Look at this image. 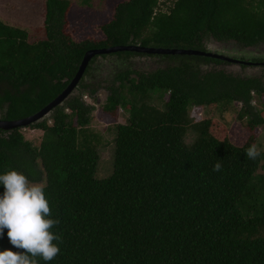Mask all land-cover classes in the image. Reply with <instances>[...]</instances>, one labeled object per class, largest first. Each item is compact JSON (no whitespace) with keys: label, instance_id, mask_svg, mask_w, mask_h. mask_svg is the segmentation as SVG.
Returning a JSON list of instances; mask_svg holds the SVG:
<instances>
[{"label":"trees","instance_id":"16d2710c","mask_svg":"<svg viewBox=\"0 0 264 264\" xmlns=\"http://www.w3.org/2000/svg\"><path fill=\"white\" fill-rule=\"evenodd\" d=\"M160 4L120 1L100 27L102 38L74 34L70 0H45L35 40L0 18L1 119L46 106L90 49L229 42L237 58L261 62L233 71L203 55L97 54L49 119L26 126L43 131L39 144L25 138L26 127L0 129V174L17 170L42 183L49 218L60 221L51 230L61 236L54 241L59 255L37 257L38 264H264V151L255 161L246 156L264 125V55H257L264 0H174L167 10ZM101 86L108 91L102 110L116 128L113 170L103 178L102 135L90 129L94 106L84 99ZM120 110L129 114L125 123L117 122ZM226 112L245 123L249 136L241 145L218 119ZM218 161L221 170L214 171ZM5 249L17 251L7 229L0 237Z\"/></svg>","mask_w":264,"mask_h":264},{"label":"rangeland","instance_id":"374dc122","mask_svg":"<svg viewBox=\"0 0 264 264\" xmlns=\"http://www.w3.org/2000/svg\"><path fill=\"white\" fill-rule=\"evenodd\" d=\"M120 1L123 0H70V15L74 34L77 35L79 39H86L89 36L93 38L104 37L100 27L112 19L115 7ZM173 1L174 0H160V7L163 10H167L168 6L171 5ZM44 16L45 0H0V18L6 20L10 24H14V26L24 27L28 30L29 36L33 40L40 36L42 33L41 30L43 31ZM209 43L215 44L214 41ZM222 45L230 47L233 44L230 45L229 42H225ZM257 53L258 57L264 55V46L257 49ZM219 67L233 71L242 70V67H237V64L232 65L230 63H222ZM245 72L247 74L254 73L261 75L262 70L261 68H245ZM107 95L108 91L101 86L95 93V97H92L88 92L85 93L84 96V99L94 106L92 121L89 125L90 129L102 135L101 142H99V153L101 156L97 173L99 178L109 176L113 170L114 137L116 135V128L115 125H113L114 122H110L107 119L109 116L102 110ZM168 97L169 96L166 94L165 99H168ZM254 100H256V105L258 106V100ZM216 111L217 110H215V112ZM119 112L120 116L117 122L125 123L129 114L124 110H120ZM207 113V109L205 111L200 109L199 111V115L201 116H205ZM46 117L49 119L48 115ZM218 119L228 126L229 136L234 143L241 145L247 140L249 132L246 130L245 123L237 118L236 113L226 112L223 117L219 115ZM257 129V135L259 137L258 147L264 151V125H260ZM22 131L25 138L32 141L35 145L39 144L43 136V131L40 129L26 127L23 128ZM188 140H191L190 136H188ZM260 171L264 172V167L260 169Z\"/></svg>","mask_w":264,"mask_h":264},{"label":"clouds","instance_id":"9594fccd","mask_svg":"<svg viewBox=\"0 0 264 264\" xmlns=\"http://www.w3.org/2000/svg\"><path fill=\"white\" fill-rule=\"evenodd\" d=\"M262 150L254 143L246 150L248 159L255 161ZM221 170L218 161L213 168ZM0 237L7 229L9 243L17 249L0 251V264H38L37 257L48 262L60 253L61 236L51 230L60 223L52 215L42 183H31L28 177L17 170L0 174Z\"/></svg>","mask_w":264,"mask_h":264},{"label":"water","instance_id":"95a60500","mask_svg":"<svg viewBox=\"0 0 264 264\" xmlns=\"http://www.w3.org/2000/svg\"><path fill=\"white\" fill-rule=\"evenodd\" d=\"M136 51L144 53H159V54H186V55H203L208 57H215L221 60H226L228 62H234L239 65L246 64H259L261 62L247 61L240 58L231 57L224 53L214 52L209 49H197V48H184V47H155V46H145L142 44H126V45H114L109 47L95 48L86 51L79 69L69 84L65 89L59 93L52 101H50L46 106L41 108L36 113H33L29 116L18 118V119H1L0 118V129H13L16 127H26L30 124L39 122L43 120L50 112V110L60 104H62L65 99L70 95L73 89L81 80L84 75L89 62L97 54L111 53L117 51Z\"/></svg>","mask_w":264,"mask_h":264},{"label":"flooded vegetation","instance_id":"af4514ba","mask_svg":"<svg viewBox=\"0 0 264 264\" xmlns=\"http://www.w3.org/2000/svg\"><path fill=\"white\" fill-rule=\"evenodd\" d=\"M223 43H225V42H223ZM223 43L222 42H215V44L207 43V45H205V48L209 49V50H212L214 52H219L220 51V53H224L226 55L231 54L229 56L237 58L235 56L236 51L232 50V47H227V46L225 47L224 45H222ZM224 63H230L232 65H236L237 64V63H234V62H228L226 60H225ZM241 65L237 64V67L241 68Z\"/></svg>","mask_w":264,"mask_h":264},{"label":"crops","instance_id":"0c3cea01","mask_svg":"<svg viewBox=\"0 0 264 264\" xmlns=\"http://www.w3.org/2000/svg\"><path fill=\"white\" fill-rule=\"evenodd\" d=\"M1 19H2V18H1ZM3 20H4V19H3ZM4 21H6V20H4ZM6 22H7V21H6ZM7 23H9V22H7ZM9 24H10V23H9ZM11 25H14V24L11 23ZM15 26H17V25H15Z\"/></svg>","mask_w":264,"mask_h":264}]
</instances>
